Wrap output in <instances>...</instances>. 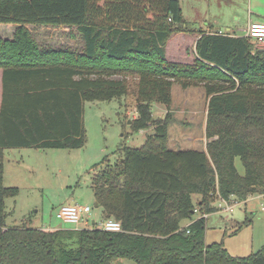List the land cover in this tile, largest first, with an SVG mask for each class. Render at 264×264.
<instances>
[{"label":"trees","instance_id":"1","mask_svg":"<svg viewBox=\"0 0 264 264\" xmlns=\"http://www.w3.org/2000/svg\"><path fill=\"white\" fill-rule=\"evenodd\" d=\"M0 24L16 26L11 40L0 39V264H264V248L234 257L222 242L204 241L217 199L264 194L263 49L200 31L194 64L169 62L170 36L195 31L178 0H0ZM29 25L75 28L81 49L39 45ZM131 78V128L152 132L91 182L102 218L122 231L6 227L5 200L18 189L3 185V150L81 148L84 104L127 96ZM176 83L204 88V151L169 150L168 122L152 118L151 104L168 108Z\"/></svg>","mask_w":264,"mask_h":264},{"label":"rangeland","instance_id":"2","mask_svg":"<svg viewBox=\"0 0 264 264\" xmlns=\"http://www.w3.org/2000/svg\"><path fill=\"white\" fill-rule=\"evenodd\" d=\"M247 1L178 0L183 20L195 31L171 35L165 44L166 59L179 65H193L194 34L202 30L226 33V29L234 23V14L239 17L236 26L242 27L248 16ZM258 1L264 3V0ZM261 12L264 16V6ZM15 28L12 24H0V39H12ZM27 28L39 45L53 49H81L80 36L75 28L33 25ZM251 42L254 49L262 47ZM128 81L127 96L84 104L85 144L81 148H24L5 153L3 185L18 189L16 197L5 200L6 227L27 224L31 228L74 229L75 225L56 218L57 210L70 203L89 207L91 220L99 222L102 219V209L94 207L91 189L93 176L106 165L115 164L122 155L121 149L142 147L152 132L151 129L134 131L131 128V121L137 117L135 80L131 78ZM170 93L168 108L159 103L151 104L152 118L168 122V149L204 151L207 141V97L204 88L197 86L183 89L176 83L171 86ZM235 165L242 175L243 168L238 160ZM192 197L195 202V196ZM230 205L233 206L231 212L219 209L207 216L205 244L222 242L234 257H247L261 251L264 248V194H253L245 201L234 198ZM196 217H200L199 213L195 214ZM244 222L247 225L243 226ZM79 227L84 229L82 225ZM112 264L136 263L117 259Z\"/></svg>","mask_w":264,"mask_h":264},{"label":"built area","instance_id":"3","mask_svg":"<svg viewBox=\"0 0 264 264\" xmlns=\"http://www.w3.org/2000/svg\"><path fill=\"white\" fill-rule=\"evenodd\" d=\"M219 34H226L219 32ZM245 38L253 41L255 45H262L259 47L264 50V23H251L248 25ZM222 205L225 208H222ZM217 208L224 211L232 210L233 206L229 202L220 199L217 204ZM91 209L89 207H83L73 204L63 205L56 212V218L66 224L75 225V229H82L79 225H82L84 229H97L105 232H121V224L113 219H101L99 222H95L90 219Z\"/></svg>","mask_w":264,"mask_h":264},{"label":"crops","instance_id":"4","mask_svg":"<svg viewBox=\"0 0 264 264\" xmlns=\"http://www.w3.org/2000/svg\"><path fill=\"white\" fill-rule=\"evenodd\" d=\"M260 3H261V1H258V0H255V1L248 0L247 1V8H248L247 15L248 16L246 17L245 24L242 27L236 26V23L239 21V17H238V15L234 14V18H235L234 23H232V25L229 24V25H231V27L226 26V27H228L226 29V34L227 35H230V36H233V37H245L246 30H247V27H248L249 24H251V23H264V16L262 15V12H261L262 7L264 6V3H261V4ZM202 31H204V30H202ZM204 32L205 33H213V32H211L209 30H206ZM237 32H241V33L240 34H237ZM189 35H191V34H189ZM194 37H195V43H196V41L198 39V34L197 35L194 34ZM4 40H8V39H4ZM1 76H2V72L0 70V107H1V97H2V82H1ZM20 149H24V148H8V149H4L3 150V154L5 155L6 152L8 153L9 151L20 150ZM5 161H6V159H5V156H4L3 167H5V165H4V162ZM4 177L5 176L3 175V178ZM194 198H195V202H197L198 197H194ZM232 199L233 198H230L229 203L232 201ZM219 201H220V199H217L215 201V203H214V206L216 205V203L218 204ZM197 218H199V217H196L195 218V215H194V220H196ZM205 219L208 220L207 216H205ZM188 224H189V222L184 221V222H182V227H185ZM40 228H42L44 230H49V231L61 229V227H59V228H44V227H40Z\"/></svg>","mask_w":264,"mask_h":264},{"label":"water","instance_id":"5","mask_svg":"<svg viewBox=\"0 0 264 264\" xmlns=\"http://www.w3.org/2000/svg\"><path fill=\"white\" fill-rule=\"evenodd\" d=\"M71 204H73V203H71ZM94 207H95V208H98L99 205L96 203V204H94Z\"/></svg>","mask_w":264,"mask_h":264}]
</instances>
